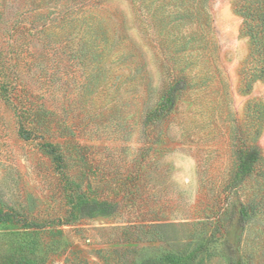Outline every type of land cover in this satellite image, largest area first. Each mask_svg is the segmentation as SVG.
<instances>
[{"label":"rangeland","instance_id":"rangeland-1","mask_svg":"<svg viewBox=\"0 0 264 264\" xmlns=\"http://www.w3.org/2000/svg\"><path fill=\"white\" fill-rule=\"evenodd\" d=\"M245 3L0 0V66L51 131L22 138L0 97V264H264V79L247 69ZM43 144H70V180L102 210L59 223L70 190ZM243 144L262 158L230 191ZM240 203L257 208L244 228Z\"/></svg>","mask_w":264,"mask_h":264},{"label":"trees","instance_id":"trees-1","mask_svg":"<svg viewBox=\"0 0 264 264\" xmlns=\"http://www.w3.org/2000/svg\"><path fill=\"white\" fill-rule=\"evenodd\" d=\"M240 11L244 18L242 32L249 36L252 42V53L248 59L247 69L253 74L254 81L261 80L264 79V0H246V3L241 6ZM186 86V81L181 79L169 87L161 103L146 116V128L154 125L155 122L161 123L172 114L177 105L178 96L186 89ZM21 89L25 91L24 88ZM17 90V84L14 85V81L10 78L5 67L3 65L0 66V97L6 102H10L14 107L18 116L20 136L26 138L28 134L34 132L36 135L51 132L50 129L45 126L47 122L45 125L42 123L46 120L43 119V116L40 115L37 120L30 119V110L25 108L24 105H26V102L23 97L18 96L16 93ZM14 93H16V95ZM27 125H32L33 128L28 129ZM42 146L44 153L50 156L55 162V167L62 176L65 186L70 190L66 198L71 201L70 210L72 213L68 214L66 219L59 220V223L62 225L72 224L76 219L85 218L93 212L102 210L105 206L104 203L96 199L85 198V195L80 193V188L74 185L70 180L67 169L69 164L65 163L67 160L64 151L70 144L65 147L45 144ZM73 149L77 152V156L72 161L85 164L84 157L80 156L82 149H79L76 145L73 146ZM237 157L238 169L227 185V189L230 191H236L250 175H253L257 171V165L262 158L261 146L256 144L250 148H246L245 144H243L237 151ZM256 209L257 208L253 204L244 205L240 203L237 214L238 222L242 228H244L247 222L256 214ZM71 218H74V220L72 221ZM236 255V253L227 254L229 264H241V259L239 257L238 259L237 257L235 258Z\"/></svg>","mask_w":264,"mask_h":264}]
</instances>
